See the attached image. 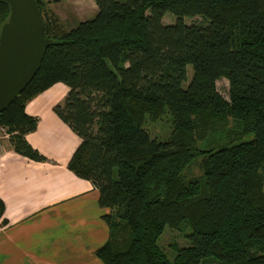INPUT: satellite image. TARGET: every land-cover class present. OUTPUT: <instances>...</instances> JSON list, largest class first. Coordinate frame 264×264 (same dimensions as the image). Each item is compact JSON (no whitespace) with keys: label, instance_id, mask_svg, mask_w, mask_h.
I'll list each match as a JSON object with an SVG mask.
<instances>
[{"label":"trees","instance_id":"16d2710c","mask_svg":"<svg viewBox=\"0 0 264 264\" xmlns=\"http://www.w3.org/2000/svg\"><path fill=\"white\" fill-rule=\"evenodd\" d=\"M35 1L50 43L0 127L17 154L45 162L26 139L39 124L27 105L68 88L53 111L81 139L69 170L109 210L102 264H264V0H94L96 15L69 28ZM9 16L0 0V34ZM165 117L170 136L153 138ZM166 228L189 242L172 260Z\"/></svg>","mask_w":264,"mask_h":264},{"label":"crops","instance_id":"0c3cea01","mask_svg":"<svg viewBox=\"0 0 264 264\" xmlns=\"http://www.w3.org/2000/svg\"><path fill=\"white\" fill-rule=\"evenodd\" d=\"M68 94L57 84L27 105L39 119L26 136L46 158L36 162L0 141V264H102L96 251L109 240L103 220L108 209L99 205L100 193L68 168L81 139L53 111Z\"/></svg>","mask_w":264,"mask_h":264},{"label":"water","instance_id":"95a60500","mask_svg":"<svg viewBox=\"0 0 264 264\" xmlns=\"http://www.w3.org/2000/svg\"><path fill=\"white\" fill-rule=\"evenodd\" d=\"M4 2L10 6V16L0 34V114L34 79L50 43L35 0Z\"/></svg>","mask_w":264,"mask_h":264},{"label":"rangeland","instance_id":"374dc122","mask_svg":"<svg viewBox=\"0 0 264 264\" xmlns=\"http://www.w3.org/2000/svg\"><path fill=\"white\" fill-rule=\"evenodd\" d=\"M48 3V8H50L62 21V23L67 27H75L79 22L87 21L92 19L98 9L94 0H44ZM50 3V5H49ZM176 18L170 13L166 14L164 17L165 24H173ZM188 24H199L202 22L201 18L186 19ZM192 74V73H191ZM219 93L226 99H229V83L227 80H221L218 82ZM148 129L151 132L153 138L157 137L160 140L167 139L170 136L172 128L167 117L160 121L151 123L148 125ZM0 135L4 136V133L0 131ZM251 137L250 139H252ZM4 141V140H2ZM8 141L1 142L4 146ZM0 146V147H1ZM193 166V167H192ZM192 167L189 171V168ZM186 171L191 177H200L203 174L202 168H200V163L192 164ZM184 174V173H183ZM186 232L182 233L176 230H170L166 228L164 234L159 240V245L168 254V257L172 260L176 255V245L179 247L189 246V242L186 238ZM175 248V249H174Z\"/></svg>","mask_w":264,"mask_h":264},{"label":"built area","instance_id":"2783aa9c","mask_svg":"<svg viewBox=\"0 0 264 264\" xmlns=\"http://www.w3.org/2000/svg\"><path fill=\"white\" fill-rule=\"evenodd\" d=\"M0 131L4 133V136H1L0 135V141H2V140H9L10 134L8 133L7 129L0 127Z\"/></svg>","mask_w":264,"mask_h":264}]
</instances>
